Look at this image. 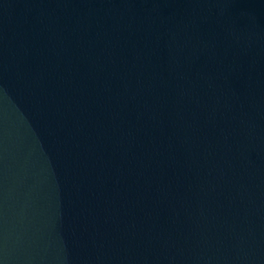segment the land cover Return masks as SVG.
<instances>
[{
  "label": "water",
  "instance_id": "obj_1",
  "mask_svg": "<svg viewBox=\"0 0 264 264\" xmlns=\"http://www.w3.org/2000/svg\"><path fill=\"white\" fill-rule=\"evenodd\" d=\"M0 264H264V0H0Z\"/></svg>",
  "mask_w": 264,
  "mask_h": 264
}]
</instances>
